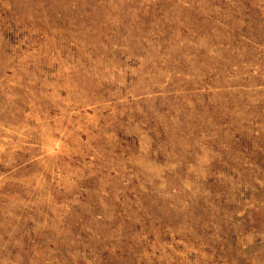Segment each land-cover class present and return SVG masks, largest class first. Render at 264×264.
Segmentation results:
<instances>
[{
	"label": "rangeland",
	"instance_id": "obj_1",
	"mask_svg": "<svg viewBox=\"0 0 264 264\" xmlns=\"http://www.w3.org/2000/svg\"><path fill=\"white\" fill-rule=\"evenodd\" d=\"M0 264H264V0H0Z\"/></svg>",
	"mask_w": 264,
	"mask_h": 264
}]
</instances>
